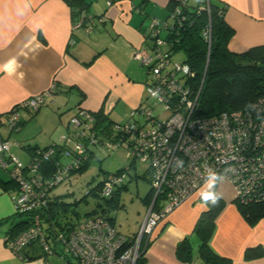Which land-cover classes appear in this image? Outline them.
I'll return each mask as SVG.
<instances>
[{
    "label": "built area",
    "instance_id": "1",
    "mask_svg": "<svg viewBox=\"0 0 264 264\" xmlns=\"http://www.w3.org/2000/svg\"><path fill=\"white\" fill-rule=\"evenodd\" d=\"M94 20L91 14H82L73 27L85 26L90 31ZM166 26V20L152 18L149 45L132 53L133 60L148 73L146 98L129 112L127 121L113 123L110 136L115 133L114 139L102 138L93 113L83 108H77L68 124L74 134V148L66 145L68 136H63V144L37 149L25 164L9 153L11 143L0 135V167L17 184L14 210L30 216L25 230L15 237H4L15 255L21 257L22 250L32 243L52 254V239L46 236L49 231L35 210L47 205L50 190L80 168L93 146L114 150L124 145L128 157L148 163L152 197L138 232L131 238L103 216L88 217L66 234L57 232L53 238L73 259L65 264H136L157 225L204 184L209 169L232 185L235 201H264V95L249 108L198 116L200 90L191 89L186 81L192 73L188 65L174 62L169 43L159 36ZM49 95L46 91L20 102L6 116L8 126L14 128L20 122L18 108L37 111ZM159 106L166 112L164 118L155 112ZM54 156L55 168L46 176L41 165ZM63 156L69 157L67 163H62ZM178 159L184 162L180 169L174 167ZM128 169L106 174L102 194L109 195L126 178Z\"/></svg>",
    "mask_w": 264,
    "mask_h": 264
},
{
    "label": "crops",
    "instance_id": "2",
    "mask_svg": "<svg viewBox=\"0 0 264 264\" xmlns=\"http://www.w3.org/2000/svg\"><path fill=\"white\" fill-rule=\"evenodd\" d=\"M85 1L89 14L102 17L100 21L95 18L90 31L85 26L73 27L72 10L66 0H0V65L16 57L24 73L20 78L0 70V116L6 117L23 100L50 90L54 82L60 92L47 96L50 102L61 105L63 94L78 90L83 95L75 92L76 110L96 112L101 108L113 122L127 121L129 112L146 98L148 73L140 69L132 53L135 48L149 45L150 18L166 20L172 0ZM220 1L228 5L225 20L234 29L228 43L231 51L243 52L264 44V0ZM69 87L72 89L67 91ZM26 153L28 162L31 152L26 149ZM0 178L7 180L1 175ZM202 186L157 225L145 248L143 264H185L176 256L177 245L184 239L192 246V257L201 259L191 263L206 264L198 255V238L193 232L207 208L199 196ZM216 190L224 206L215 219L212 249L230 258L232 264H264V257H244L247 248L264 246V218L254 225L244 219L234 200L233 187L226 179ZM15 194L14 188H0V220L14 214ZM3 223L0 264H48L49 257L37 256L35 247L23 250L25 258L15 255L4 244L10 223Z\"/></svg>",
    "mask_w": 264,
    "mask_h": 264
},
{
    "label": "trees",
    "instance_id": "3",
    "mask_svg": "<svg viewBox=\"0 0 264 264\" xmlns=\"http://www.w3.org/2000/svg\"><path fill=\"white\" fill-rule=\"evenodd\" d=\"M66 2L72 10L74 22L79 20L82 14H89L86 11L89 4L85 0H66ZM227 9L228 5L220 0H172L168 4L169 15L166 19L168 26L162 27L159 34L160 37L169 43V50L172 55L177 50L184 52L185 59L182 62L188 65L192 72L186 81L192 87V90H200L196 108L198 116L205 117L223 111L249 108L259 96L264 95V44L252 46L243 52L231 51L228 48V43L234 35V29L225 20ZM175 10H178V12L176 13ZM97 17L94 16V18ZM152 18H150V21ZM152 34L153 32L148 35L149 41ZM71 89L72 87H69L67 91ZM48 91L50 94H57L60 92V86L54 82ZM78 93L81 96L83 95L79 91ZM92 113L95 117L94 125L98 134L102 135V138L109 137L114 122L108 120L101 108ZM115 137V133L110 136L111 139ZM48 146L38 148L37 146L27 145L25 148L31 152V157H33L37 149H45ZM88 150L87 158L80 165V168L71 172L70 175L81 173L85 170L94 153L93 149ZM56 160L57 156H54L41 165L42 171L46 176L53 172ZM134 162L133 160L131 164L133 165ZM131 164L129 168L132 166ZM124 169H119L116 172H121ZM128 170L127 175L129 174ZM106 174L108 173H103L102 180L95 187L96 194L104 199L106 205L105 207L99 205L97 211L90 215L87 214L84 219L92 216H103L113 223V217L107 212L109 209L118 207L120 192L126 188V184H124L125 180H123L120 184L115 185L109 193V199H105L104 196L106 195L102 194V187ZM146 174L149 182L148 167ZM0 188L4 191L10 188L17 190V184L10 178H7V180L0 178ZM50 192L47 194V199H49L47 205L35 211L42 218L43 228L49 231L46 236L52 239V254L44 253L37 243H32L29 246L35 247L39 253L37 256L46 258L50 255H59L66 263L69 260V255H67L65 248L58 243V240L56 241V238L53 237L57 232L66 234L84 219L75 222H71L68 219L60 221V213L66 214L70 210V204L62 201L58 196L51 197ZM89 193L90 191L86 194ZM151 197L150 186V191L144 198L145 204L150 202ZM236 202L240 213L250 225H254L261 218H264V201L247 204ZM223 206L224 201L222 199L215 206H206V210L200 214L193 229L198 238V255L206 264H232L230 258L219 255L210 245L215 219ZM29 218L30 216L27 213L14 211L11 217L0 220V224L3 222L10 223L11 227L7 235L15 237L28 227ZM126 236L131 238L133 235ZM48 241L50 242V240ZM23 250L21 257L25 258ZM144 252L145 250L140 254L136 264H143ZM176 256L183 263H191L192 246L187 239L177 245ZM33 257H36V255L26 257V259ZM244 257L247 260L264 257V246L247 248L244 252Z\"/></svg>",
    "mask_w": 264,
    "mask_h": 264
},
{
    "label": "rangeland",
    "instance_id": "4",
    "mask_svg": "<svg viewBox=\"0 0 264 264\" xmlns=\"http://www.w3.org/2000/svg\"><path fill=\"white\" fill-rule=\"evenodd\" d=\"M184 59L185 55L182 50H177L172 55L174 62L179 63ZM136 64L138 65V63ZM138 66L145 73L146 69L140 65ZM75 92H78V90L70 94H63L65 99L61 105L50 102L49 99L45 98L44 103L39 106L37 111H32L29 108H18L17 111L21 116V120L18 126L12 129H8L6 117L0 116V133L6 136L11 143L9 153L17 156L25 164L28 160L25 146L37 144L38 148H43L45 145H61L63 144L61 141L63 136H68L66 145L74 148V134L71 133L72 128L68 124L70 117L76 110L74 107L77 99ZM155 112L162 118L166 116V112L161 106ZM120 121L123 122L124 120ZM92 149L94 152L93 157L89 160L85 170L70 175L50 192L51 197L58 196L62 201L70 204V210L66 214L60 213V221L65 219L71 222L82 220L87 214L90 215L97 211L99 205L105 207L104 199L100 198L95 191L96 185L103 178V173H114L119 169L130 166L133 161L132 158L128 157L124 145H120L114 150H107L101 146H93ZM61 161L67 163L69 157L63 156ZM134 161V164H131L132 166L128 170L129 174L124 179L126 188L120 192L118 207L109 209L107 212L114 219V227L124 235H133V233L135 235L138 232L145 216L144 198L150 191V184L146 178L148 163L138 159ZM0 175L3 178H9L6 170L1 167ZM89 191L90 193L86 194ZM104 197L109 199L110 196L106 195ZM3 224L6 226V223ZM48 257V264H65L64 259L59 255ZM68 259H70V262L73 261L70 256ZM197 259L201 262L198 256L192 257L193 261Z\"/></svg>",
    "mask_w": 264,
    "mask_h": 264
},
{
    "label": "clouds",
    "instance_id": "5",
    "mask_svg": "<svg viewBox=\"0 0 264 264\" xmlns=\"http://www.w3.org/2000/svg\"><path fill=\"white\" fill-rule=\"evenodd\" d=\"M22 64L16 57H11L0 65V70L9 74L23 78L24 73L21 71ZM183 160H176L174 167L180 169L183 167ZM224 176L214 170L209 169L204 176V184L199 191L201 201L206 206H215L221 199V194L216 190L217 185L224 180Z\"/></svg>",
    "mask_w": 264,
    "mask_h": 264
},
{
    "label": "bare ground",
    "instance_id": "6",
    "mask_svg": "<svg viewBox=\"0 0 264 264\" xmlns=\"http://www.w3.org/2000/svg\"><path fill=\"white\" fill-rule=\"evenodd\" d=\"M70 175H68L67 177H69Z\"/></svg>",
    "mask_w": 264,
    "mask_h": 264
}]
</instances>
